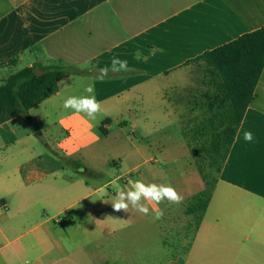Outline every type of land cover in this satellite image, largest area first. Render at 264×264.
Here are the masks:
<instances>
[{
    "label": "crops",
    "instance_id": "1",
    "mask_svg": "<svg viewBox=\"0 0 264 264\" xmlns=\"http://www.w3.org/2000/svg\"><path fill=\"white\" fill-rule=\"evenodd\" d=\"M263 27L264 0H0V83L26 67L63 66L88 76L102 105L92 121L63 109L69 96L88 95L71 75L28 116L0 124V264H68L130 228L137 211L110 203L120 177L92 185L68 173V160L99 175L122 148L105 141L123 95L170 90L178 101L188 62ZM114 56L133 70L99 79ZM184 255L183 264H264V70Z\"/></svg>",
    "mask_w": 264,
    "mask_h": 264
},
{
    "label": "rangeland",
    "instance_id": "2",
    "mask_svg": "<svg viewBox=\"0 0 264 264\" xmlns=\"http://www.w3.org/2000/svg\"><path fill=\"white\" fill-rule=\"evenodd\" d=\"M192 72L190 86L177 96L178 101L170 90L123 95L125 99L118 100L121 106L111 114V136L105 141L122 148L109 161L98 164L102 170L99 175L88 171L83 176L92 185H104L120 177L115 183L121 188L126 184L128 187L129 179L170 184L184 197L183 202L159 204L164 217L158 221L151 211L147 216L137 212L133 217L135 223L117 239L77 250L68 258V264H183L184 253L196 231V219L187 215L186 210L199 189L205 187L199 166L209 179L215 175L200 143L192 136L205 116V96L210 90L205 63H194ZM79 80L91 83L88 76L77 73L72 74L68 83ZM162 96L166 99L162 100ZM77 170L84 171L69 161L68 173L77 176ZM109 189L104 191L108 193ZM74 239L81 245L90 240L81 236Z\"/></svg>",
    "mask_w": 264,
    "mask_h": 264
},
{
    "label": "trees",
    "instance_id": "3",
    "mask_svg": "<svg viewBox=\"0 0 264 264\" xmlns=\"http://www.w3.org/2000/svg\"><path fill=\"white\" fill-rule=\"evenodd\" d=\"M198 62L206 65L210 90L205 96V116L195 127L192 136L200 143V150L209 160L215 175L209 179V175L199 166L205 187L193 197L186 210L187 215L196 219V230L208 208L218 176L263 73L264 27L188 63ZM35 70L44 73L37 76ZM73 73V70L63 66L34 65L11 75L0 85V124L21 115L28 116L32 108L56 95L58 84ZM109 123L106 121L100 127L104 136L108 132L103 125ZM33 130L36 132L37 128L33 126ZM72 164L84 169L83 172L87 174L88 171L79 162Z\"/></svg>",
    "mask_w": 264,
    "mask_h": 264
},
{
    "label": "clouds",
    "instance_id": "4",
    "mask_svg": "<svg viewBox=\"0 0 264 264\" xmlns=\"http://www.w3.org/2000/svg\"><path fill=\"white\" fill-rule=\"evenodd\" d=\"M136 58L141 59L139 53L136 54ZM132 70L127 60H121L119 57L114 56L111 58V67L101 68L98 78L103 79L108 75L109 71L119 73ZM61 83L64 82L61 81ZM84 91L88 95L69 96L63 101L62 107L65 110L70 109L74 113L83 114L90 121L96 120L102 111V105L96 99L94 85L88 84ZM243 138L246 142H252L254 136L251 131H245ZM127 183V189L121 187L116 188L115 196L110 202L115 212L123 211L128 213L131 208L147 216L151 211L153 219L158 221L164 217V211L158 207L159 204L165 201L171 204H180L184 200V197L170 184L145 183L140 179H129ZM149 204L153 205L151 209L149 208Z\"/></svg>",
    "mask_w": 264,
    "mask_h": 264
},
{
    "label": "water",
    "instance_id": "5",
    "mask_svg": "<svg viewBox=\"0 0 264 264\" xmlns=\"http://www.w3.org/2000/svg\"><path fill=\"white\" fill-rule=\"evenodd\" d=\"M35 73L37 76H41L44 72L42 70H35Z\"/></svg>",
    "mask_w": 264,
    "mask_h": 264
}]
</instances>
